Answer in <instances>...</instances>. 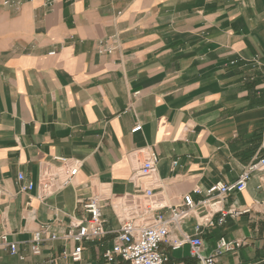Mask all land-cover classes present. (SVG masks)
Listing matches in <instances>:
<instances>
[{"label":"crops","instance_id":"obj_1","mask_svg":"<svg viewBox=\"0 0 264 264\" xmlns=\"http://www.w3.org/2000/svg\"><path fill=\"white\" fill-rule=\"evenodd\" d=\"M140 149L160 162L134 184ZM263 155L264 0H0V237L19 250L0 246V264H116L104 258L116 233L85 243L79 262L64 257L74 243L47 239L39 255L31 243L42 225L62 237L87 218L94 194L115 232L120 196L151 188L165 210L187 194L200 201L195 189L233 184ZM57 158L82 166L44 198L37 184L62 167ZM223 208L250 212L202 227L203 255L224 237L242 245L216 264H264V172ZM199 222L171 237L194 236ZM162 250L169 264H201L187 245Z\"/></svg>","mask_w":264,"mask_h":264},{"label":"built area","instance_id":"obj_2","mask_svg":"<svg viewBox=\"0 0 264 264\" xmlns=\"http://www.w3.org/2000/svg\"><path fill=\"white\" fill-rule=\"evenodd\" d=\"M115 49L116 47H107L102 50L111 53ZM141 130L142 126L137 125L132 133ZM138 154H143L146 158L133 172L131 181L134 184L143 179H152L160 162L159 156L153 151L140 149L132 153L135 159ZM56 160L62 164V167L51 176H42L37 184L44 198L72 185L82 166L78 161L66 158ZM177 165L178 161H175L172 167L175 168ZM257 172H264V155L249 164L235 183L219 182L207 191L197 188L193 193L202 195V200L196 201L193 194H187L181 204L167 210L156 201L155 192L151 188L122 195L112 204L119 221V229L115 232L106 229L102 196L94 194L84 202L87 218L70 227L62 237L50 233L49 225H42L34 234L31 251L34 255H39L47 239L60 238L76 246L72 252L65 251L64 257L79 262L82 260L85 243L101 242L109 234L116 233V243L112 248L106 249L104 254L107 263L169 264V257L162 250V245L168 244L173 250L187 245L191 256L201 264H216L219 256L235 251L242 244L223 237L218 242L215 254L206 257L203 255L204 241L200 236V230L202 227L222 226L228 217L238 218L250 212L249 209L241 208L225 210L223 203L230 194L247 190L252 176ZM18 181L23 193H29L35 187L33 182L26 181L23 174L19 175ZM196 215H200L201 222L197 225L194 236L184 235L181 239L171 237L173 228H178L185 220ZM0 246L9 248L12 255H18V244L8 242L6 235L0 237Z\"/></svg>","mask_w":264,"mask_h":264}]
</instances>
